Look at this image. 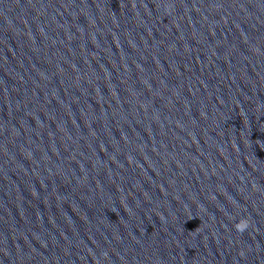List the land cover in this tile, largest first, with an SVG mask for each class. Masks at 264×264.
<instances>
[{
  "label": "water",
  "instance_id": "1",
  "mask_svg": "<svg viewBox=\"0 0 264 264\" xmlns=\"http://www.w3.org/2000/svg\"><path fill=\"white\" fill-rule=\"evenodd\" d=\"M0 264H264V0H0Z\"/></svg>",
  "mask_w": 264,
  "mask_h": 264
}]
</instances>
